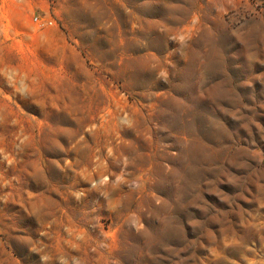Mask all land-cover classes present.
I'll return each instance as SVG.
<instances>
[{"label":"rangeland","instance_id":"obj_1","mask_svg":"<svg viewBox=\"0 0 264 264\" xmlns=\"http://www.w3.org/2000/svg\"><path fill=\"white\" fill-rule=\"evenodd\" d=\"M0 264H264V0H0Z\"/></svg>","mask_w":264,"mask_h":264}]
</instances>
